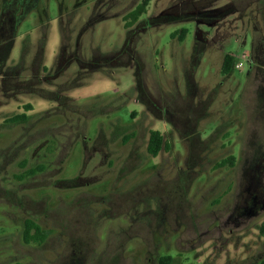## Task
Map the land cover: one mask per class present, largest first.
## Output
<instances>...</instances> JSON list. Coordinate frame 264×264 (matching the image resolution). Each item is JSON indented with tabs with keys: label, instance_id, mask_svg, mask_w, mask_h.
<instances>
[{
	"label": "rangeland",
	"instance_id": "374dc122",
	"mask_svg": "<svg viewBox=\"0 0 264 264\" xmlns=\"http://www.w3.org/2000/svg\"><path fill=\"white\" fill-rule=\"evenodd\" d=\"M13 1L0 264H264V0H150L121 68L101 56L119 52L142 0ZM229 7L216 23L194 20ZM164 14L192 18L139 27ZM182 29L183 41L171 37ZM226 54L235 67L224 76ZM152 130L166 143L155 158ZM26 219L51 230L44 243H23Z\"/></svg>",
	"mask_w": 264,
	"mask_h": 264
},
{
	"label": "trees",
	"instance_id": "16d2710c",
	"mask_svg": "<svg viewBox=\"0 0 264 264\" xmlns=\"http://www.w3.org/2000/svg\"><path fill=\"white\" fill-rule=\"evenodd\" d=\"M149 1L150 0H142V2L139 5H137L134 10H132L126 16H124L123 18L124 28L127 31L126 40L117 54L113 53L110 55L101 56V60L104 62V64L112 65L113 67H120V68L128 66L129 62L122 63L120 60V56L123 53L127 52L128 50L127 45L134 37L132 28L140 22L141 16L146 13L147 7L149 5ZM233 12H234V8L229 7L216 12V15L212 17L210 12H206L204 14H197L194 16V20L206 25L207 24L210 25L220 21L221 19L225 18L226 16L230 15ZM15 14H16V3L15 1L10 0L8 7L4 10V12L0 17V53L5 54V58L0 59L1 60L0 65L2 61L6 59V56L9 53L12 46L15 23H16ZM190 17H191L190 15H182V14H177V15L164 14L157 17H152L147 22L144 23L141 22L139 27L146 29L148 27L169 25L177 22L186 21L187 19H190ZM186 34H187V30L182 29L178 33L173 32L171 34V37L172 38L178 37L179 41H183ZM133 60L135 61V55H132L131 61ZM135 62L137 64V59ZM97 64L98 61L90 63L91 66H96ZM234 67H235V58L230 54H226L223 58V62L221 65V74L224 76L229 75ZM139 71L140 68H137L134 74L136 83L137 82L141 83V76ZM30 109H31V105L25 106V110H30ZM27 119L28 117L24 112L21 114L13 115L7 120V122L10 124H19L27 121ZM129 138L130 136H125L123 142H126ZM165 148H166V143L164 141L162 134L156 130L150 131L149 139L146 147L148 155L155 158ZM225 163H229L230 165H232L233 158L232 157L228 158L226 161H223L220 165H224ZM44 169L45 168L43 165H38L35 168L28 170L27 173L29 175H35L36 173L41 172ZM260 233L264 234V222L261 224ZM50 234H51V230L42 229L38 224H36L31 219H26L23 223L22 241L26 245L32 243L42 244L46 241V239L49 237ZM171 262H172V258L170 256H162L158 259V264H171Z\"/></svg>",
	"mask_w": 264,
	"mask_h": 264
}]
</instances>
